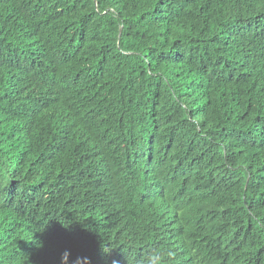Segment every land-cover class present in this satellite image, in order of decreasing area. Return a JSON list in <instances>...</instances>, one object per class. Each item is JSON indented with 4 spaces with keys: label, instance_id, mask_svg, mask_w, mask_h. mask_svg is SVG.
Listing matches in <instances>:
<instances>
[{
    "label": "trees",
    "instance_id": "trees-1",
    "mask_svg": "<svg viewBox=\"0 0 264 264\" xmlns=\"http://www.w3.org/2000/svg\"><path fill=\"white\" fill-rule=\"evenodd\" d=\"M264 264V0H0V264Z\"/></svg>",
    "mask_w": 264,
    "mask_h": 264
},
{
    "label": "clouds",
    "instance_id": "clouds-1",
    "mask_svg": "<svg viewBox=\"0 0 264 264\" xmlns=\"http://www.w3.org/2000/svg\"><path fill=\"white\" fill-rule=\"evenodd\" d=\"M124 252L126 253V258L128 262V253L125 250ZM169 255L170 254H166L163 251L150 250L147 256L145 257L143 264H165V261L168 259ZM69 257H70L69 250H65L60 257L61 264H68ZM87 259H88L87 257H77L76 260L74 261V264H86Z\"/></svg>",
    "mask_w": 264,
    "mask_h": 264
}]
</instances>
